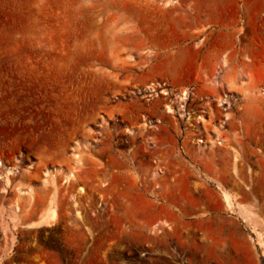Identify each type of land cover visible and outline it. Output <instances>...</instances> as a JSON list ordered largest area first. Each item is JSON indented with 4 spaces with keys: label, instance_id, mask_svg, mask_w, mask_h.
<instances>
[{
    "label": "rangeland",
    "instance_id": "obj_1",
    "mask_svg": "<svg viewBox=\"0 0 264 264\" xmlns=\"http://www.w3.org/2000/svg\"><path fill=\"white\" fill-rule=\"evenodd\" d=\"M0 165V264H264V0H0Z\"/></svg>",
    "mask_w": 264,
    "mask_h": 264
},
{
    "label": "bare ground",
    "instance_id": "obj_2",
    "mask_svg": "<svg viewBox=\"0 0 264 264\" xmlns=\"http://www.w3.org/2000/svg\"><path fill=\"white\" fill-rule=\"evenodd\" d=\"M1 167H2V165H0V168ZM4 170H6V168ZM6 172L8 173L7 175H11L10 171L7 170ZM68 178H69V176H66L65 181ZM19 193L23 194L22 191H20ZM222 200H223V203H224V206H225L226 209H228V210H233L234 209L233 199L230 196H228L227 194H224L223 197H222ZM49 204L52 205L51 202ZM50 205H49V208L46 211V214L44 215V217L42 219V223L48 224L54 218V210H53L52 206H50ZM246 216H247V220H249L250 219V214L247 213Z\"/></svg>",
    "mask_w": 264,
    "mask_h": 264
}]
</instances>
